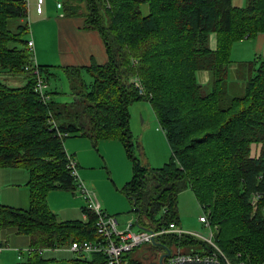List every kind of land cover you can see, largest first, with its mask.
<instances>
[{"label": "trees", "instance_id": "trees-1", "mask_svg": "<svg viewBox=\"0 0 264 264\" xmlns=\"http://www.w3.org/2000/svg\"><path fill=\"white\" fill-rule=\"evenodd\" d=\"M142 1H64L67 14L84 15L86 26L101 33L107 61L62 66L73 100L45 102L34 89L32 68L27 69L32 60L25 1L0 0V166L26 168L31 197L28 208L0 204L1 227L31 238L33 251L18 264H47L46 248L99 237L93 208L82 206L86 220H58L48 203L51 190L77 186L65 148L70 135L121 139L133 164L122 190L138 215V227L180 225L178 196L190 187L231 262L264 264V59L245 80L243 93L229 89L232 45L264 32V0H247L241 7L232 0H146L147 14ZM213 32L216 49L210 47ZM250 64L253 68L254 61ZM38 65L48 81L53 65ZM201 69L210 72L209 88L197 79ZM2 75L25 83L10 85ZM140 99L150 101L172 150L161 167L135 152L130 105ZM254 143L262 146L256 154ZM150 246L158 255L171 251L165 262L182 252L175 248L191 254L214 251L188 232L165 233ZM140 248L128 253V264H139L134 254ZM85 260L106 263L100 252Z\"/></svg>", "mask_w": 264, "mask_h": 264}, {"label": "rangeland", "instance_id": "rangeland-1", "mask_svg": "<svg viewBox=\"0 0 264 264\" xmlns=\"http://www.w3.org/2000/svg\"><path fill=\"white\" fill-rule=\"evenodd\" d=\"M35 1L31 0L32 7L29 12L32 16L35 13ZM50 4H52L51 8L54 9V13L58 12L57 1L49 0ZM82 9H85V5L82 4ZM141 11L143 14H147L149 11L148 1L143 0L140 5ZM31 16V17H32ZM52 18V17H51ZM50 18V19H51ZM14 23L18 21V19L13 20ZM53 24H39L31 21V31L26 34V38H30L33 35V31L36 27L40 25H44V27H56L55 20L52 18ZM14 27V26H12ZM41 28L39 29V31ZM50 35L47 33L40 37L39 40H42V43H46L44 45L43 53L45 56L50 58L51 65V73L48 76V87L49 90L53 91V97L56 101L66 102L72 101L73 95L71 93L70 84L68 81V76L65 69L62 67L63 57L58 55L59 60L54 59L53 54L54 46L50 44V40H52L53 33L48 30ZM37 51L39 47L36 45ZM36 51V55H37ZM57 51V47H56ZM57 60V61H53ZM42 63V61H40ZM60 66H58L57 64ZM44 64V63H42ZM47 64V63H45ZM49 64V63H48ZM62 64V65H61ZM70 66V65H69ZM85 73V78L89 82L92 80V76ZM2 78L9 83L10 85H21L25 83V79L20 77L12 78L10 76L2 75ZM206 88H209L210 85H205ZM206 91H208L206 89ZM243 93V89L240 90ZM131 110V129L134 132V140H135V152L139 157H142L140 152L147 155V159L150 162V166L161 167L165 162L169 161L172 158V150L170 144L165 136L162 128H160V124L156 118V114L154 109L148 99H140L136 100L130 105ZM150 114L151 119L155 118V124L159 126L161 129L158 131L160 136L156 133L149 132L147 135H144L141 131V115L147 119V113ZM147 122V121H146ZM157 132V133H158ZM70 140L75 143L79 148L80 155L82 154V159L78 158L77 152L78 149L76 147V151H73V147L70 144ZM100 140V139H99ZM101 141V142H100ZM96 144H94L93 140L88 136H68L65 141V148L68 153L74 154V156L78 159V171L80 177L83 181L88 185L91 189H93L98 196L101 204L107 203L109 204V214L115 215L120 223H128L135 222L137 220V213L133 210V205L130 202L129 198L123 192L122 188L124 184L133 176V164L132 160L128 157L127 159L121 157L119 154L114 153H106L105 146H108L110 142L109 140H100ZM106 141V142H104ZM99 143H102L99 146ZM263 145V144H262ZM258 147V152L260 150L261 144L254 143L253 144V154H256V148ZM75 190L65 189V188H57L51 191L50 194V209L55 211L58 216L65 217L67 214L69 219L71 218H82L83 212L81 210V206L86 204V200L80 193L75 194ZM178 210L180 215V225L184 230H188L190 232H198L204 235L211 234V227H209L206 223L200 221L199 217L205 214L204 209L200 205L197 197L195 196L193 190L189 187L188 189L183 190L178 196ZM74 211V212H71ZM66 212H70L65 214ZM108 213V212H107ZM65 214V215H63ZM162 216V212L157 215V218L160 219ZM120 226H123L120 224ZM15 239L10 241L8 245L13 250L12 254L13 262L14 260H19L17 256V252L15 249L25 248V250L29 249V242L26 236L15 235ZM151 243L143 245L134 255L139 264H159V252L157 249H152L150 246ZM69 246V245H68ZM184 249V250H183ZM187 248H175L173 251H182L185 252ZM164 253V252H163ZM162 253V254H163ZM29 251L27 250L23 259L20 261H25L28 257ZM44 255L48 259V264H76L74 258L78 257L76 252H71L65 248H51L45 249ZM15 256V257H14ZM89 260H92L89 259Z\"/></svg>", "mask_w": 264, "mask_h": 264}, {"label": "crops", "instance_id": "crops-1", "mask_svg": "<svg viewBox=\"0 0 264 264\" xmlns=\"http://www.w3.org/2000/svg\"><path fill=\"white\" fill-rule=\"evenodd\" d=\"M29 1H30V4H29V12H30L32 3H31V0ZM36 1H35L34 15L32 16L31 14L28 13V20L30 23L29 32L31 31V34H32V29H31L32 20L36 22V24L37 23L53 24L52 21H50L53 18L55 20V26H56V27H44V25H40L39 27H36V29L33 31V35L30 36V38H32L34 41L35 54L37 51L36 45L39 47V50L37 51V55H36V60L38 63L40 64L49 63L48 65H50V63H55V62H50V58L44 55L43 47L46 43L45 42L42 43V40H39L40 37L43 36L44 34H46L45 37H47V33L50 35L48 30H50V32L53 33V37H52V40H50V44L54 46V49H53V52L50 54L51 55L53 54V56L55 57L54 59H57V60H59L58 55H61L63 57V63H64V65L61 64L62 66H66V65L87 66L90 64L92 59H95L100 64L105 63L107 61V53H106L105 43L102 38V35L97 29L89 28L86 26V17L84 15L67 14L65 3H64L65 0H63L62 7H58V5L56 4L58 8L57 13H54L55 10L51 8L52 4H50L49 0H45L44 1V12L40 14V13H37L36 11ZM232 1L235 6H239V7L244 6L247 2V0H232ZM82 4H84L83 1L81 3V6ZM40 28L41 30L39 31ZM56 47H57V51H56ZM210 47L212 49H216L217 47V33L216 32L211 33ZM263 59H264V32H259L255 35L248 36L243 39L235 41L231 48V56H230V63H229V74L233 79L232 82H229V89L233 91H240L244 89L245 80L254 72L255 69L259 67L260 62ZM57 60H53V61H57ZM40 61H42V63ZM251 61H254L253 68H252V65L250 64ZM84 72H87V73L89 72L86 69H82L83 77L86 80L85 78L86 76ZM210 77H211L210 72L206 69H201L197 71V79L203 85H207L209 83ZM50 93L52 95V98L54 99L53 97L54 92L51 90ZM146 113H147V119L141 115L142 133L144 135H147L149 132H152L160 136V133L158 131L161 130L160 128H162V126L160 125V128H159V126L155 124L156 122L155 118L153 117L151 119L150 114L148 112ZM130 120H131V110H130ZM162 131L165 134V131L163 130V128H162ZM70 136H86V135H70ZM90 138L93 140L94 144H96L100 140H109L108 141L110 142L109 145L105 146L106 153H114V154L117 153L121 155V157L123 158H126V159L128 158L127 151L120 138L110 137V138H101L100 140H95L92 137ZM70 144L73 147L74 152H77L76 151V147H77L78 149L77 156L78 158L82 159V154L80 155L79 148L78 146H76V142L73 143L70 140ZM101 144L102 143H99V146H101ZM261 148L262 146L260 147V149ZM256 152H258V147L256 148ZM140 154L142 155L141 160L145 163L150 164L149 160L147 159V155L145 153L143 154L142 152H140ZM72 155L74 156V154ZM153 167H156V166H153ZM28 180H29V171L26 168L0 166V204L28 208L31 202ZM87 187L91 189L88 185ZM71 190H75L76 191L75 194L80 193L77 188L71 189ZM51 191L48 194L49 204H50ZM91 191L95 193L96 198L98 199L97 193L93 189H91ZM101 207L106 212L109 213L110 211V210L108 211L109 204L103 203L101 204ZM81 210H82V206H81ZM53 212L56 214L58 220H68L69 219L68 217H70L67 214L70 212H66L65 214L67 215L65 217L63 216L60 217L55 211ZM71 212H74V211H71ZM71 219L86 220L87 215L83 212L82 218H71ZM119 224L124 225L125 223L119 222ZM179 226L182 227L181 225ZM15 235L26 236L28 239L30 248L32 247L30 236L26 234L18 233L16 229L13 227L3 229L1 227V221H0V244L4 246L3 250L0 253V264H18L19 261L23 259L27 250H29V249L25 250V248L15 249L19 260L16 259L13 262L12 254L14 255V253L12 252L13 250L10 248L8 243L16 238ZM51 248H55V249L65 248L73 252V250L70 248V244L69 246L61 245V246L51 247ZM51 248H46V250L51 249ZM93 254H87L83 258L76 257L74 258V260L76 264H87L83 261L85 259H86L85 261H87L93 258ZM43 255H44V252H43ZM27 258L25 259V261L27 260ZM44 258L47 260L50 259V258L45 257V255H44Z\"/></svg>", "mask_w": 264, "mask_h": 264}, {"label": "built area", "instance_id": "built-area-1", "mask_svg": "<svg viewBox=\"0 0 264 264\" xmlns=\"http://www.w3.org/2000/svg\"><path fill=\"white\" fill-rule=\"evenodd\" d=\"M24 1L29 13L30 1ZM44 1L45 0L36 1L37 13L41 14L44 12ZM57 5L58 7H62L63 0H57ZM27 46L31 53L32 60L31 64L27 66V69L32 68L34 73V89L38 93L41 100L48 102L52 95L48 87V81L40 72L39 65L36 60L35 45L32 38H29ZM135 84L140 87V93L144 94L145 91L141 85L140 79L137 77L135 78ZM67 157L68 167L77 184L76 188L79 192H81V195L86 200L87 206L93 208L98 215L96 225L99 237L95 239L74 240L70 244V248L78 254L77 258H83L87 254L100 252L106 257L105 264H128V253L138 247H142L145 244L153 243L158 236L165 233L182 234L188 232L210 243L214 247V251L206 254L175 252L168 258V262L192 258L215 259L220 261L221 258L225 261L224 264H233L215 241V230L210 224L208 213L205 212V214L201 215L199 219L201 222L206 223L209 227H211L210 235L184 230L174 222H171L169 225H163L159 229L138 227L135 225V222H128L123 226H120L118 218L115 215H110L101 207V204L96 198L95 193L87 187L83 179L80 177L78 171V161L76 158L70 153H67ZM258 197L259 195L254 196V204L256 203ZM3 248L4 246L0 244V252L3 250ZM28 251L31 253L33 251V247L29 248ZM241 264L244 263L242 262Z\"/></svg>", "mask_w": 264, "mask_h": 264}, {"label": "water", "instance_id": "water-1", "mask_svg": "<svg viewBox=\"0 0 264 264\" xmlns=\"http://www.w3.org/2000/svg\"><path fill=\"white\" fill-rule=\"evenodd\" d=\"M170 252L171 251L168 249L166 252L160 255L159 264H221V262L218 260L205 259V258H201V259L192 258V259H185L174 262H165V258L170 254Z\"/></svg>", "mask_w": 264, "mask_h": 264}]
</instances>
